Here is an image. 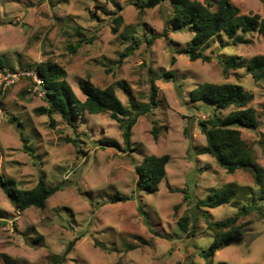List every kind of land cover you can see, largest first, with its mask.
Returning a JSON list of instances; mask_svg holds the SVG:
<instances>
[{
	"label": "rangeland",
	"instance_id": "1",
	"mask_svg": "<svg viewBox=\"0 0 264 264\" xmlns=\"http://www.w3.org/2000/svg\"><path fill=\"white\" fill-rule=\"evenodd\" d=\"M116 1L121 8L111 0H0V57L7 70L22 71L50 59L66 69V80L80 98L86 79L100 88L123 82L139 105L149 103L154 78L159 101L139 116L132 145L125 148L123 131L109 112L84 111L74 125L54 113L52 122L36 112L47 102L28 77L0 89L1 175L21 189L34 188L40 178L59 188L44 208L21 211L9 187H0V264L61 259V264H264L260 187L248 170L228 173L219 167L204 150L207 140L199 127L200 120L226 115L232 108L216 110L191 98L204 82L242 84L253 96L249 106L259 125L240 130L264 169V79L257 81L246 66L225 73L221 62L231 56L246 63L264 57V34L250 33L248 42L237 44L224 34L217 36L203 49L210 60H191L184 50L192 45L193 33L165 30L171 0L142 12L138 5L148 0ZM207 1L215 9L218 0ZM232 2L241 14L264 17V0ZM120 14L124 22L114 30ZM130 46L133 53L122 57ZM168 71L173 79L160 78ZM117 94L130 107L122 88ZM23 137L33 151L24 147ZM109 140L120 147L102 143ZM150 154L171 157L157 192L141 190L135 172V164ZM226 185L237 188L233 202L198 206ZM117 192L129 199L111 202ZM205 213L213 221L237 215L235 225L242 232V241L223 245L212 263L203 255L215 238Z\"/></svg>",
	"mask_w": 264,
	"mask_h": 264
},
{
	"label": "trees",
	"instance_id": "2",
	"mask_svg": "<svg viewBox=\"0 0 264 264\" xmlns=\"http://www.w3.org/2000/svg\"><path fill=\"white\" fill-rule=\"evenodd\" d=\"M117 8H121L120 2L111 0ZM161 0H148L139 6L141 12L145 8H151L160 3ZM172 12L168 18L165 30L179 31L187 29L193 33L192 45L185 49L191 60L202 59L208 61L210 58L203 54L205 46L215 37L225 35L234 44L248 42L246 35L259 32L264 34V17L259 13L241 14V9L232 0H218L215 9L211 2L207 0H171ZM117 30L123 22V15H118L114 19ZM78 34L84 37L87 42H93V37L86 38L77 28ZM151 37L147 39L151 42ZM79 40L77 46L82 44ZM134 47L130 46L123 56L131 55ZM223 70L227 73L230 69H238L246 66L247 70L258 81L264 79V57L256 56L247 63L244 59L231 56L222 58ZM5 68L3 59L0 57V69ZM34 68L43 77L46 88L45 99L47 106L39 107L36 112L47 114L54 122L53 114L58 113L68 123L73 124V119L84 111L92 114L109 112L112 119L117 121L123 131L125 148L132 145L133 127L136 125L139 116L149 112L153 106H158V86L155 79H151V94L149 103L137 104L132 96L129 87L118 82L106 88L96 86L90 79L84 80L80 84V90L84 99L80 98L72 86L67 82V71L52 60L37 63ZM13 70V68H10ZM160 78L171 80L174 73L164 72ZM120 87L129 97L130 107L126 106L117 94ZM193 101H204L216 110H226L232 108L226 115L214 113L208 119L200 120L199 127L206 136L207 145L205 151L214 157L219 167L228 173L237 170L250 171L255 179V183L260 187L261 199H264V169L257 161L253 149L242 137L240 128L256 129L259 125L257 112L249 104L253 96L247 92L240 83H212L204 82L199 84L192 92ZM158 129L154 127V139H158ZM23 145L29 151H33L28 145V138L23 137ZM73 141V140H72ZM103 144L111 147H120L116 140L103 141ZM170 155L150 154L144 156L141 162L135 164V172L138 176V186L147 192H157L160 183L167 174V164ZM7 185L9 194L15 205L21 211L30 207L44 208L47 200L59 189L47 184L45 179L40 178L39 182L32 189H21L14 179H5L0 173V187ZM237 188L226 185L221 190L211 194L200 205L215 208L223 204L233 202L237 195ZM129 197L122 193H115L111 197V202L126 201ZM243 210L248 212L247 205ZM208 228L215 232L214 241L204 250V257L212 263V258L216 252L224 245V241L230 237L241 235V228L235 225L237 215L222 221H213L208 213H205ZM187 217L180 220L181 226L186 227ZM62 259L52 264H61Z\"/></svg>",
	"mask_w": 264,
	"mask_h": 264
},
{
	"label": "built area",
	"instance_id": "3",
	"mask_svg": "<svg viewBox=\"0 0 264 264\" xmlns=\"http://www.w3.org/2000/svg\"><path fill=\"white\" fill-rule=\"evenodd\" d=\"M4 69L5 70L0 74V89L6 88L12 83H15L21 77H28L29 79H31L34 86V90L37 92V94L40 96H45L46 88L44 86V80L36 69L28 68L22 71H14L10 68V70H7L6 68Z\"/></svg>",
	"mask_w": 264,
	"mask_h": 264
},
{
	"label": "water",
	"instance_id": "4",
	"mask_svg": "<svg viewBox=\"0 0 264 264\" xmlns=\"http://www.w3.org/2000/svg\"><path fill=\"white\" fill-rule=\"evenodd\" d=\"M240 241H242V236L241 235H237L235 237H230V238L226 239L224 241V245L228 246V245H231L233 243H239Z\"/></svg>",
	"mask_w": 264,
	"mask_h": 264
}]
</instances>
